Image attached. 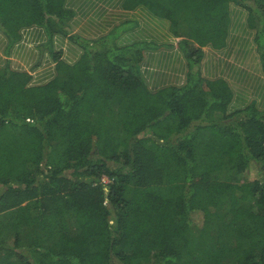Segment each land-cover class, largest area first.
<instances>
[{
  "label": "trees",
  "instance_id": "1",
  "mask_svg": "<svg viewBox=\"0 0 264 264\" xmlns=\"http://www.w3.org/2000/svg\"><path fill=\"white\" fill-rule=\"evenodd\" d=\"M232 3L264 72V0L125 1L169 20L188 60L184 85L152 91L145 44L71 34L64 0H0L12 43L39 24L85 50L74 64L54 52L41 85L0 70V264H264V111L229 112L228 82L199 70Z\"/></svg>",
  "mask_w": 264,
  "mask_h": 264
},
{
  "label": "crops",
  "instance_id": "2",
  "mask_svg": "<svg viewBox=\"0 0 264 264\" xmlns=\"http://www.w3.org/2000/svg\"><path fill=\"white\" fill-rule=\"evenodd\" d=\"M125 1L64 0V7L73 12L68 22L71 34L87 40L112 35L120 46L143 43L146 46L139 65L148 88L157 91L184 85L188 60L179 47L180 37L170 29V21L154 15L145 5L126 8ZM255 36L256 31L248 24V11L232 3L225 46L215 48L209 44L203 48L199 70L206 78L228 82L233 93L229 112L250 103L264 111V72ZM54 52L74 64L85 50L67 35H50L39 24L23 27L20 38L13 43L0 29V70L30 73L29 85H41L55 77Z\"/></svg>",
  "mask_w": 264,
  "mask_h": 264
},
{
  "label": "rangeland",
  "instance_id": "3",
  "mask_svg": "<svg viewBox=\"0 0 264 264\" xmlns=\"http://www.w3.org/2000/svg\"><path fill=\"white\" fill-rule=\"evenodd\" d=\"M260 163H254L251 168H250V171H249V178L253 179L254 177H257L259 174V170H260ZM194 220H195V223H201V216H196L194 217Z\"/></svg>",
  "mask_w": 264,
  "mask_h": 264
},
{
  "label": "built area",
  "instance_id": "4",
  "mask_svg": "<svg viewBox=\"0 0 264 264\" xmlns=\"http://www.w3.org/2000/svg\"><path fill=\"white\" fill-rule=\"evenodd\" d=\"M102 181H104V182H108L109 179H108L107 177L104 176V177L102 178Z\"/></svg>",
  "mask_w": 264,
  "mask_h": 264
}]
</instances>
